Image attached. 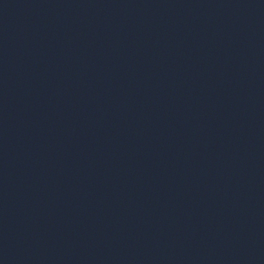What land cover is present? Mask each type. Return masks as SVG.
I'll return each instance as SVG.
<instances>
[{"label":"water","instance_id":"obj_1","mask_svg":"<svg viewBox=\"0 0 264 264\" xmlns=\"http://www.w3.org/2000/svg\"><path fill=\"white\" fill-rule=\"evenodd\" d=\"M0 264H264V0H0Z\"/></svg>","mask_w":264,"mask_h":264}]
</instances>
